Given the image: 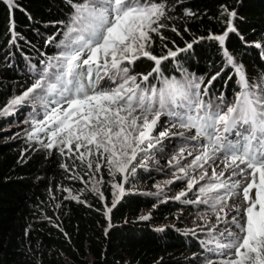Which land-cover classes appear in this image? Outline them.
<instances>
[{
	"label": "snow or ice",
	"instance_id": "1",
	"mask_svg": "<svg viewBox=\"0 0 264 264\" xmlns=\"http://www.w3.org/2000/svg\"><path fill=\"white\" fill-rule=\"evenodd\" d=\"M68 2L72 14L57 44L61 50L42 61L43 68L30 67L36 74L33 83L10 99L0 115H9L26 102L39 104L43 113L41 116L34 109L30 117V141L50 154L56 149L72 159L73 166L79 161L88 170L85 176L100 173L102 167H107L114 179L121 175L123 183L111 185L114 198L106 216L125 195L123 185L136 174L137 164L143 166L138 156L149 150L163 151L157 146L164 140L180 137L181 145L168 159L174 169L172 178L164 184L184 181L185 187L171 199L205 206L197 213L202 221L197 227L206 233L200 246L210 254L204 264H264V73L250 79L244 66L224 48L225 66L237 77L238 90L231 101L223 95L209 96L220 72L206 84L204 77L194 75L183 81L164 78L158 89L149 78L153 74L161 77L163 61L192 47L169 49L159 57L148 50L152 33L159 34L166 27L161 23L167 17L162 0ZM5 3L19 7L17 0ZM227 14L226 31L207 37L221 46L229 33L236 31L231 19L236 12ZM255 46L261 47L259 43ZM141 57L154 62L151 72L130 74L129 66ZM162 117L167 118L169 128H164ZM175 128L183 131H171ZM60 167L71 170L67 163ZM70 178L83 180L78 175ZM102 182V177L96 180ZM156 187L158 192L153 195L163 190L159 184ZM194 189V198H188ZM92 191L104 198L95 186ZM69 198L83 203L77 196ZM187 232L195 235L194 229Z\"/></svg>",
	"mask_w": 264,
	"mask_h": 264
},
{
	"label": "trees",
	"instance_id": "2",
	"mask_svg": "<svg viewBox=\"0 0 264 264\" xmlns=\"http://www.w3.org/2000/svg\"><path fill=\"white\" fill-rule=\"evenodd\" d=\"M162 2L167 6V17L161 20L166 27L152 36L148 50L159 57L169 49L192 47L163 61L161 77L153 74L149 78L158 89L164 78L183 81L194 75L204 77L206 84L220 72L209 96L223 95L231 101L238 90L237 77L225 66L224 48L244 66L250 79L264 73V0ZM17 4L18 8H10L0 0V109L33 83L32 65L43 68L42 61L58 54L57 44L72 14L68 0H17ZM231 11L237 14L231 18L236 31L229 33L225 44L207 39L226 31L227 12ZM153 66V61L141 57L129 66L130 74L142 76ZM34 109L42 116L43 109L33 102L0 115V264H204L210 254L200 241L206 239V233L182 222L171 223L179 212L197 214L204 205L171 199L177 192L130 191L112 209L109 219L105 212L114 198L109 182L104 181L99 189L101 199L81 179L70 178L77 175L71 171L74 166L69 165L70 171L60 167L71 163L67 156L56 149L50 154L28 139ZM137 176L133 179L137 184L148 186L159 178L156 171H141ZM175 187L180 191L185 184L179 181ZM64 189L83 203L70 199ZM194 193L195 189L188 198H194ZM145 215L150 218L141 219Z\"/></svg>",
	"mask_w": 264,
	"mask_h": 264
},
{
	"label": "rangeland",
	"instance_id": "3",
	"mask_svg": "<svg viewBox=\"0 0 264 264\" xmlns=\"http://www.w3.org/2000/svg\"><path fill=\"white\" fill-rule=\"evenodd\" d=\"M154 34L155 33H152V36ZM161 119L162 121H165L164 128H169L170 124L167 121V118L162 117ZM171 131L179 132V131H183V129L175 128V129H171ZM181 142H182V139L180 137H175V136L169 137L168 139L164 140L162 144L157 146V149L162 148L163 151L154 149V150H149L147 154L141 153L140 156H138V161H140L142 158L143 166H140L138 163L136 174L134 176H130L127 183H124L123 186L125 188V193L130 192V191H144V192H156L157 193L158 192V189L156 187L157 184L161 185V188L163 190L160 191V193L162 194H165L164 192H168L170 194L174 192H179V191H175V188H176L175 186L179 181H176L174 184H171V185H165L164 182L172 178L171 173L172 171H174V169L169 167L168 159L170 158V155L172 154L173 150L179 148V146L181 145ZM69 160L71 163H67V164L73 166V160L72 159H69ZM188 160H191V157H188ZM77 162L79 161H76V165L78 166H74V169L71 171H73L74 173H77L78 176H82L83 180H81V182H84L87 186L91 188L95 186L96 188L100 189L104 181L109 182L111 185L112 183H116V182L123 183V177L117 174L114 179L113 176L109 174L107 167H102V170L100 173H91L87 177L84 175V173L88 171L87 168L84 165H80ZM134 163H137V162H134ZM141 171H146V172L156 171L158 172L159 178L158 180H156L155 183L149 186L146 184H137L138 182H135V180L133 179L137 178L138 177L137 174ZM100 177H102L103 182L97 184L96 180ZM182 182L185 184L184 181ZM68 192H69V196L72 195L71 191H68ZM177 221L186 224L188 228H191V227L197 228V226L202 223V221L198 219L197 214L187 215L186 213L182 211L176 215L175 220L172 221L171 223H176Z\"/></svg>",
	"mask_w": 264,
	"mask_h": 264
}]
</instances>
